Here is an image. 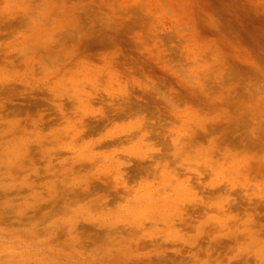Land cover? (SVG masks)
<instances>
[{
    "label": "rangeland",
    "instance_id": "374dc122",
    "mask_svg": "<svg viewBox=\"0 0 264 264\" xmlns=\"http://www.w3.org/2000/svg\"><path fill=\"white\" fill-rule=\"evenodd\" d=\"M0 264H264V0H0Z\"/></svg>",
    "mask_w": 264,
    "mask_h": 264
}]
</instances>
